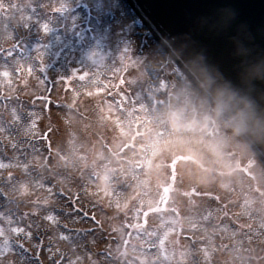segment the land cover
Masks as SVG:
<instances>
[{"label": "rangeland", "instance_id": "obj_1", "mask_svg": "<svg viewBox=\"0 0 264 264\" xmlns=\"http://www.w3.org/2000/svg\"><path fill=\"white\" fill-rule=\"evenodd\" d=\"M62 5L64 11H54ZM37 17L50 22L48 32L40 29ZM134 30L132 15L121 0H0V123L10 121L12 108L20 121L18 130L12 123L5 125L14 145L20 147L19 153L14 145L15 149H5L12 155L5 166L10 168V161L14 166L11 172L0 167V176L9 173L6 191L22 200L18 211H24L32 200L25 190L28 182L35 192L45 184L53 195L56 177L68 176L70 181L74 176L53 157L44 160L42 154H30L37 145L33 137L42 136L49 126L55 151L65 154L69 146L80 147L100 170V181L90 184L95 191H86L82 199L98 222L83 224L92 227L84 233L83 245L73 238L72 246L79 253L110 258L103 251L93 253L109 244L111 259L121 264H264V166L242 138L195 97L171 61L162 63L153 41L148 37L141 41ZM17 43L25 51L14 48ZM51 62L66 71L51 70L53 81H47L40 70L48 74ZM77 76L85 77L84 86L74 79ZM153 76L154 87L149 86ZM45 92H50L45 101L53 107L49 116L43 98L31 102ZM62 102L80 111L73 113L61 107ZM19 107L30 109L33 116L23 117ZM211 121L217 128L212 129ZM19 131L20 138L14 137ZM122 144L127 158L119 170L120 163L109 153ZM123 172L126 182L121 186L117 174ZM88 177L85 171L80 179L87 183ZM126 206H131L126 218L131 224H141L144 211L147 215L145 228L130 227L124 261L112 241L127 228L119 217L111 224L109 214ZM51 207H36L33 216L22 213L20 222L40 218L38 213ZM58 235L70 238L61 231ZM137 244L141 247L134 249ZM46 254L42 251L43 259ZM20 260L14 251L0 254V264Z\"/></svg>", "mask_w": 264, "mask_h": 264}, {"label": "water", "instance_id": "obj_2", "mask_svg": "<svg viewBox=\"0 0 264 264\" xmlns=\"http://www.w3.org/2000/svg\"><path fill=\"white\" fill-rule=\"evenodd\" d=\"M264 161V0H131Z\"/></svg>", "mask_w": 264, "mask_h": 264}, {"label": "snow or ice", "instance_id": "obj_3", "mask_svg": "<svg viewBox=\"0 0 264 264\" xmlns=\"http://www.w3.org/2000/svg\"><path fill=\"white\" fill-rule=\"evenodd\" d=\"M64 9H65V5H62L61 8H59V9H55L54 11L62 12V11H64ZM33 10L35 11V9H33ZM35 22L39 25L40 29H42L45 33L48 32V31L50 30V27H51L50 22H48V21L41 22V21H39V18H38V17L36 18V21H35ZM13 47H14V48H19V50H20L21 52L25 51L24 48H20L19 43H17V44L14 45ZM37 48H39V46H37ZM0 51H2V49H0ZM126 53H127V52H125V53L121 56V59L124 58V56H125ZM11 54H12V53H9V55H11ZM4 75L7 76V75H9V73H8V72H4ZM25 190H26V189H25ZM45 203H47V201H45ZM48 219L51 220V221H54V220H55V217H54L53 215H49V216H48ZM15 231H16V232H20V231H22V229H20V228H16ZM2 235H4V233H3V229L0 228V236H2ZM0 251H2V250H0Z\"/></svg>", "mask_w": 264, "mask_h": 264}]
</instances>
